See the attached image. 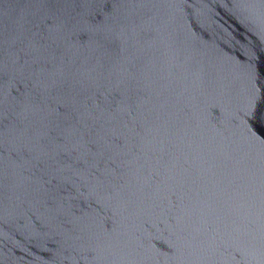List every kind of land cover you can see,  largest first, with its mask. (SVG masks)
Instances as JSON below:
<instances>
[{"label": "water", "instance_id": "1", "mask_svg": "<svg viewBox=\"0 0 264 264\" xmlns=\"http://www.w3.org/2000/svg\"><path fill=\"white\" fill-rule=\"evenodd\" d=\"M0 264H264V0H0Z\"/></svg>", "mask_w": 264, "mask_h": 264}]
</instances>
